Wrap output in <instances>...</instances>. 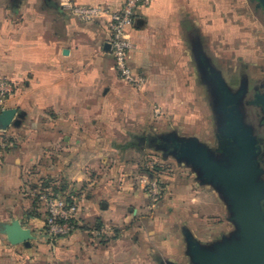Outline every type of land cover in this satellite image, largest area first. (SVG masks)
I'll use <instances>...</instances> for the list:
<instances>
[{
	"label": "crops",
	"instance_id": "crops-1",
	"mask_svg": "<svg viewBox=\"0 0 264 264\" xmlns=\"http://www.w3.org/2000/svg\"><path fill=\"white\" fill-rule=\"evenodd\" d=\"M61 1L0 0V79L16 88L0 116L15 143L0 154V264H195L191 242L212 249L235 232L225 231L223 199L184 179L167 190L168 210L151 213L147 176L124 156L144 151L147 136L136 129L161 95L172 97L169 115H182L176 125L193 135V124L204 122L187 105L195 103L190 34L204 38L194 16L208 15L207 0H151L136 9L127 34L131 67L145 79L140 93L120 79L106 49L111 14L125 0H70L102 9L93 22ZM54 186L80 202L78 229L59 240L44 235L46 212L34 200L38 188Z\"/></svg>",
	"mask_w": 264,
	"mask_h": 264
},
{
	"label": "rangeland",
	"instance_id": "rangeland-1",
	"mask_svg": "<svg viewBox=\"0 0 264 264\" xmlns=\"http://www.w3.org/2000/svg\"><path fill=\"white\" fill-rule=\"evenodd\" d=\"M207 4L206 17L194 16V22L202 27L204 38H200V33L190 34L192 95L195 103L187 105V112L199 117L198 121L202 113L204 122L193 124V135L190 130L184 129L183 121L176 125V117L182 115H169L167 107H171L169 102L172 97L161 95L163 103L151 104L152 114L148 112L151 108L146 105L145 123L136 129L139 134H146L147 146L142 152L131 150L129 156L124 157L137 164V169L147 176L146 192L153 181H157L162 189L161 200L155 209L148 198L149 212L156 213L161 208L167 211L168 205L164 203L169 197L167 190L186 179V182L193 181L196 186L206 185L209 192H218L224 201L222 220L225 231L234 229L236 232V225L232 221V201L226 186L218 182L214 187L213 181L206 184L202 167L183 158L171 142L174 141L179 148L195 144L224 167H232L235 163L229 152L231 144L225 137L234 124L231 117L236 115L241 129L253 141L254 153L250 163L252 169L257 171L255 185L262 187V198L258 200V205L264 214V113L261 108L264 105V9L258 0H207ZM131 86L139 93L145 91L144 85L138 88ZM165 101L169 104H164ZM114 143L122 147L125 144L122 137H116ZM33 186L28 185V191ZM40 192L38 188L34 200L37 209L45 213V206L37 198Z\"/></svg>",
	"mask_w": 264,
	"mask_h": 264
},
{
	"label": "water",
	"instance_id": "water-1",
	"mask_svg": "<svg viewBox=\"0 0 264 264\" xmlns=\"http://www.w3.org/2000/svg\"><path fill=\"white\" fill-rule=\"evenodd\" d=\"M258 1L264 9V0ZM106 49H110V45ZM5 113H0V116ZM231 119L234 124L225 140L231 144L229 152L235 163L232 167H224L195 144L179 148L174 141L171 142L183 158L202 167L206 184L213 181L216 187L218 182L223 183L232 201V221L236 225V232L212 249L191 242L189 253L195 264H264V214L258 205V200L262 198V187L255 185L257 171L252 169L250 163L254 153L253 141L241 129L236 115ZM20 125V120L15 121V127ZM0 129L4 131V128ZM141 140L144 144L145 139ZM140 149L143 150V147Z\"/></svg>",
	"mask_w": 264,
	"mask_h": 264
},
{
	"label": "built area",
	"instance_id": "built-area-1",
	"mask_svg": "<svg viewBox=\"0 0 264 264\" xmlns=\"http://www.w3.org/2000/svg\"><path fill=\"white\" fill-rule=\"evenodd\" d=\"M151 0H125L122 7L111 14L110 22V53L114 68L124 82L135 87L144 85V77L135 73L130 64L133 50L131 38L127 34L128 27L134 23L135 11L139 6H147ZM61 6L70 15L82 22L97 20L104 11L97 7L78 6L70 0H62ZM14 83L8 79H0V113L7 110L10 99L15 94ZM14 141L0 131V154L14 148ZM37 198L46 208L44 235L50 240L70 237L77 229L80 214V202L73 192L55 195L48 190H41ZM147 195L151 207L155 209L162 197V189L157 181L148 185Z\"/></svg>",
	"mask_w": 264,
	"mask_h": 264
},
{
	"label": "trees",
	"instance_id": "trees-1",
	"mask_svg": "<svg viewBox=\"0 0 264 264\" xmlns=\"http://www.w3.org/2000/svg\"><path fill=\"white\" fill-rule=\"evenodd\" d=\"M49 186L47 185V186H43V188H48ZM55 187V186H54ZM50 188V187H49ZM60 189H57L56 187L55 188H52L53 189V193L55 194V195H59V194H61V192H64V188L62 187V186H60L59 187ZM45 190V189H44Z\"/></svg>",
	"mask_w": 264,
	"mask_h": 264
},
{
	"label": "flooded vegetation",
	"instance_id": "flooded-vegetation-1",
	"mask_svg": "<svg viewBox=\"0 0 264 264\" xmlns=\"http://www.w3.org/2000/svg\"><path fill=\"white\" fill-rule=\"evenodd\" d=\"M257 98H258V97H256L255 103H257V100H258ZM260 105H262V104H260ZM262 106H263V107H261V106H260V107L262 108L263 113H264V105H262ZM136 144H137V146L140 147L141 144H142V140L140 139ZM144 144H145V143H144ZM146 146H147V143H146Z\"/></svg>",
	"mask_w": 264,
	"mask_h": 264
}]
</instances>
